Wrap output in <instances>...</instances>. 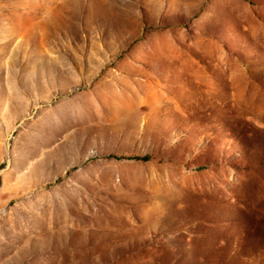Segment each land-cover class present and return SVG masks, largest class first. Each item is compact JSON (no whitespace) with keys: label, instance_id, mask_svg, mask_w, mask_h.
<instances>
[{"label":"rangeland","instance_id":"rangeland-1","mask_svg":"<svg viewBox=\"0 0 264 264\" xmlns=\"http://www.w3.org/2000/svg\"><path fill=\"white\" fill-rule=\"evenodd\" d=\"M0 264H264V0H0Z\"/></svg>","mask_w":264,"mask_h":264},{"label":"trees","instance_id":"trees-1","mask_svg":"<svg viewBox=\"0 0 264 264\" xmlns=\"http://www.w3.org/2000/svg\"><path fill=\"white\" fill-rule=\"evenodd\" d=\"M125 156L121 157V158H124ZM127 158V157H126ZM132 158H135V159H143V160H147L148 159V156H132Z\"/></svg>","mask_w":264,"mask_h":264}]
</instances>
